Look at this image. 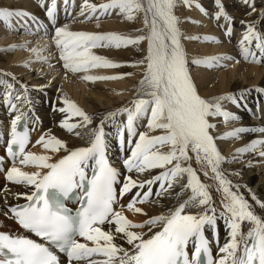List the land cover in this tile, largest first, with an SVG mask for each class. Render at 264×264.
I'll use <instances>...</instances> for the list:
<instances>
[{
  "label": "snow or ice",
  "instance_id": "obj_1",
  "mask_svg": "<svg viewBox=\"0 0 264 264\" xmlns=\"http://www.w3.org/2000/svg\"><path fill=\"white\" fill-rule=\"evenodd\" d=\"M184 3L188 5V0ZM244 3L256 12L254 2L244 0ZM216 6V20L221 17L226 21L231 19L220 0H216ZM55 7L53 0L46 9L53 30L50 35L46 33L45 38L57 50L66 73H85L82 79L87 82L116 80L131 74L95 76L87 73L90 69L131 66L141 68L142 75L135 96L126 105L106 113L98 124H94L93 117L71 99L59 97L60 106L53 107L65 114V118L58 126L82 139L87 135L89 139L86 146L69 148L66 141L54 135H41L35 144L41 145L46 153H63L55 159L52 155L26 150L31 143L30 130L26 125L19 130L18 125L27 116L13 102L20 101L21 96L5 92L3 103L10 112L16 113L5 142L6 154L13 164L6 170L5 179L29 189L17 194L26 202L10 207L9 212L22 229L39 240L0 233V264H62L59 253L66 255L67 264L74 261L79 264L93 256L104 259H87V264H201L202 256L207 259V264H264V216L258 215L253 204L239 194V185L225 177L221 165L234 160L225 158L215 142L218 138L239 139L246 129L237 128L222 137L212 135L216 125L210 118L222 117L225 122L237 120L235 114L222 108V102L238 105V100L233 94L211 99L199 94L181 43L179 20L173 11L176 0H108L100 5L85 0L80 15L84 20H96L97 27L100 17L112 12L128 20L142 12L147 32L136 37L114 32L72 31L67 25L57 26ZM261 15H264V9ZM13 17L25 22L35 19L26 11L0 9V21L10 25ZM241 24L245 25L239 41L241 55L246 61L251 56L253 63H264V33L257 31L252 22L241 21ZM40 27L42 25H37V32ZM225 35L231 37V24L225 28ZM188 38L220 42L211 36ZM142 42H146L145 54L135 63L113 62L92 51L139 46ZM253 44L261 60H257ZM47 46L30 49L37 61L49 63L41 56ZM16 47L29 50L27 42L8 50ZM231 59L227 55L213 56L194 59L191 63L198 67H223L222 62ZM22 66L29 67V64ZM12 80H16L14 75ZM6 87L12 89L13 85ZM21 87L27 91L26 85L21 83ZM72 117L79 120L71 123ZM117 117L125 119L118 120ZM141 121L146 130H140ZM106 123L114 127L120 150L127 148L123 167L128 174L121 173L110 162L108 151L112 133L105 131ZM90 125L89 131H80ZM258 144L264 145V141H253L237 149L236 155L255 151ZM260 155L264 156V151ZM193 159L199 171L192 166ZM17 161L34 171H22L15 166ZM156 169L159 171L152 174ZM133 172L137 175L148 172L149 177L133 179L130 175ZM209 172L218 182L217 191L223 194L219 219L224 221L229 236V240L218 247L222 255L215 261L205 228L216 233L218 210L213 204L211 185L200 178L201 174L209 177ZM234 174L239 175L238 172ZM133 189L136 191L130 200L122 204L121 199ZM153 196L157 198L155 201ZM173 197L175 204L172 207L162 205L167 210L157 215H149L138 206L162 203ZM251 200L264 210V200L255 194L251 195ZM125 210L146 219L139 223L129 220ZM245 224L248 225L247 232L243 231ZM117 237L124 241L123 245L115 242ZM190 242L193 245L191 253Z\"/></svg>",
  "mask_w": 264,
  "mask_h": 264
},
{
  "label": "bare ground",
  "instance_id": "obj_2",
  "mask_svg": "<svg viewBox=\"0 0 264 264\" xmlns=\"http://www.w3.org/2000/svg\"><path fill=\"white\" fill-rule=\"evenodd\" d=\"M53 0H0V9L22 10L31 14L35 19H39L42 27L37 32V22L32 20H20L13 17L10 25L0 21V141L9 136L10 122L16 114L10 112L7 105L3 103V96L6 91L11 92L12 96L19 94L20 101L17 103L21 111L27 116L28 127L31 132V143L27 146V151L35 154L52 155L53 159L58 158L63 153H46L41 145L35 144L41 135H54L67 142L69 148L86 146L89 137L83 136V139L68 133L60 128L59 123L65 118V114L54 110V105L60 106L59 97H67L77 104L89 116L93 117L94 124H98L100 118L106 113L114 111L117 108L126 105L136 94V86L141 79L142 69L139 67H119L114 69H90L88 75L95 76H119L122 73H130L122 79L116 80H96L87 82L82 79L85 73L65 72L62 67V61L58 59L57 50L51 42L45 38V34H51L53 25L47 16L46 9L51 6ZM108 0H88V3L100 5ZM227 15L231 18L226 21L223 17L216 20L214 17L218 12L216 0H188V5L184 0H176L174 15L179 20V28L182 33L181 43L189 61L190 75L204 98H214L220 95L233 94L238 100V105L230 101L222 102V108L235 114L237 120L225 122L222 117L210 118V122L216 125L212 131L215 137H222L226 133L237 128H245L246 131L240 133L239 139L218 138L215 142L221 154L227 158L230 163H224L221 168L225 177L232 181L234 185H239V194L253 204L254 210L258 215L264 216V210L259 209L251 200V195L255 194L259 199L264 200V156L260 153L264 151V145H257L255 151L245 152L239 156L236 150L249 145L253 141H264V63H253L250 56L246 61L240 52L239 41L242 39L245 25L241 21L252 22L256 30L264 33V15L261 10L264 9V0H250L256 6V12H252L244 0H220ZM85 0H55V15L57 26L67 25L72 31L87 32H114L128 37H136L145 34L147 29L144 26V14L136 13L135 19L128 20L121 15L112 12L110 15L101 16L99 27L96 20H84L80 15L81 8ZM44 6H41V5ZM199 5V7H197ZM203 9L204 11H201ZM86 14H87V10ZM213 15V16H212ZM32 21V22H31ZM83 21V22H81ZM231 24L232 35H225V28ZM33 33V34H29ZM211 36L220 42H204L203 39H189L188 37ZM27 42L29 50H23L14 45H20ZM48 45L46 50L41 52V56L49 61L42 63L36 60L32 48H43ZM146 49V42L139 46H127L120 49L114 48H96L93 53L103 56L113 62L125 64L135 63L141 60ZM257 60H261L259 51L255 49ZM231 56L233 59L223 61V67H198L191 62L194 59H204L213 56ZM25 63L29 67H23ZM51 65V66H50ZM16 80H12V76ZM21 83L27 86V91L21 87ZM12 84V89H7V85ZM261 89L262 91H257ZM59 90V91H58ZM255 108H258L256 111ZM118 120H124L125 117H117ZM77 117L70 119L71 123H76ZM144 121L140 122V130H146ZM80 129L82 133L89 131ZM106 132H111L109 137L110 147L108 156L110 162L116 166L121 173L125 172L123 159L126 157L127 148L121 151L117 140L115 139V129L111 124L104 125ZM5 141V140H4ZM35 145V146H33ZM192 166L199 171V166L195 159L192 160ZM13 166V164H12ZM10 166V167H12ZM16 167L22 171L32 172L34 168L20 165L17 161ZM8 167V168H10ZM4 166L3 173H0V232L14 233L21 235L22 232L15 225L13 218L9 214V208L21 204L25 201L22 195L29 189L23 184H15L5 179L6 170ZM159 170H152L155 174ZM239 173L235 175L234 173ZM133 179H146L149 173L137 175L135 172L130 174ZM212 173L209 177L200 176L202 182L211 185L210 192L213 198V204L217 208V225L215 242L213 245L214 257L219 259L222 254L218 247L223 246L229 240L228 229L222 219H219V210L221 209L222 192L217 191L218 182L213 180ZM122 179V177H121ZM235 190V189H233ZM136 189L125 194L121 203L126 204ZM157 198L152 197L155 201ZM175 204V197L171 200H163L162 203H147L138 205L143 207L149 215H157L167 208L162 205L172 207ZM7 213V215H6ZM124 214L129 220L142 222L146 217L134 215L125 210ZM107 229V225L104 226ZM248 225L243 226V231L247 232ZM207 233L213 231L205 228ZM207 237L209 235L206 234ZM117 244H124V241L116 238ZM212 252V253H213ZM92 259H104L97 256ZM87 264V263H86Z\"/></svg>",
  "mask_w": 264,
  "mask_h": 264
},
{
  "label": "rangeland",
  "instance_id": "obj_3",
  "mask_svg": "<svg viewBox=\"0 0 264 264\" xmlns=\"http://www.w3.org/2000/svg\"><path fill=\"white\" fill-rule=\"evenodd\" d=\"M213 1H215V0H213ZM212 16H213V15H212ZM32 21L34 22V20H32ZM32 21H31V22H32ZM35 22H37V21L35 20ZM37 24H38V25H41L40 22H37ZM255 109H256V111H258V108H255ZM1 150H2V149L0 148V151H1Z\"/></svg>",
  "mask_w": 264,
  "mask_h": 264
}]
</instances>
